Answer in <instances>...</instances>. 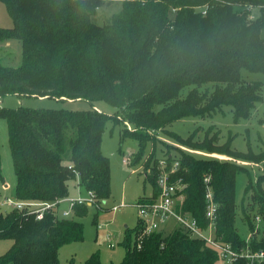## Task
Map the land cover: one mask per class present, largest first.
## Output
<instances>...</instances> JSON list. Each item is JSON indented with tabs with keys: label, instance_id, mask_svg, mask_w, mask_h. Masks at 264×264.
<instances>
[{
	"label": "trees",
	"instance_id": "obj_1",
	"mask_svg": "<svg viewBox=\"0 0 264 264\" xmlns=\"http://www.w3.org/2000/svg\"><path fill=\"white\" fill-rule=\"evenodd\" d=\"M0 1L12 20L11 27H0V41L16 39L21 46L18 66L0 61V98L15 94L90 104L84 110L0 105L15 176L14 199L58 201L68 196V182L74 180L93 193L95 203L108 198L110 166L101 136L106 123L118 124L121 114L134 127L120 129V142L136 141L129 164L143 168V179L152 187L150 199L157 192L160 159L167 169L177 161L170 173V181L181 186L176 210L205 228L207 183L217 203L215 237L237 252L264 253V148L258 153L236 151L230 140L219 144L217 133L209 136L208 127L200 139L193 133L176 136L184 146L207 155L179 150L178 156L169 151L157 157L153 147L145 152L153 143L145 130L205 117L224 106L235 120L246 118L256 103L264 102V84L242 78V70L264 74V0H123L102 25L91 18L106 0ZM245 6L257 8L258 15L251 18ZM99 100L114 112L98 110L94 102ZM245 162L259 165L262 172L255 182L248 178L238 204L250 234L246 239L234 224L235 177L246 172ZM86 213L87 205L72 206L69 217L52 210L39 219L25 209L0 213V241H11L0 264H59V248L83 240V225L75 218ZM256 216L260 225L255 230ZM119 244L124 249L119 264L221 261L215 249L179 225L145 235L138 220L132 228L124 227ZM83 264H101L99 252ZM229 264H264V258H238Z\"/></svg>",
	"mask_w": 264,
	"mask_h": 264
},
{
	"label": "rangeland",
	"instance_id": "obj_2",
	"mask_svg": "<svg viewBox=\"0 0 264 264\" xmlns=\"http://www.w3.org/2000/svg\"><path fill=\"white\" fill-rule=\"evenodd\" d=\"M122 1L110 0L107 2L106 0L104 5L96 9L91 18L92 22L97 25L107 23L110 16L120 10ZM243 8L249 11L251 18L258 15L257 8L248 6ZM243 8L236 7L235 9L241 10ZM11 26L12 20L4 4L0 1V27ZM20 60L21 46L18 40L0 41V61L3 65L16 67L20 64ZM242 78L246 81H259L264 84V74L261 73L242 70ZM0 105L7 108L27 106L68 110H84L90 107V104L85 100L61 101L46 97H28L15 94H8L0 98ZM94 105L98 110L108 115L115 110L111 105L101 100L95 101ZM116 119L118 121L116 125L110 121L106 123L101 136V151L109 159L110 196L96 203L97 206L87 205L86 215L75 218L83 225V240L61 246L58 251L59 264H71L70 261L72 264H83L84 260L94 251L99 252L101 264H119L124 253L123 247L119 244L124 227L132 228L138 221L135 203L139 198L149 196L152 193L151 184L143 179V168L140 164L132 166L129 164L130 162L124 163L122 161L125 156L129 157V161L132 159L137 150V145L136 141L131 138H125L120 142V129L126 127L132 130L134 125L123 120L121 114H117ZM208 127L211 128L209 136L214 133L218 134L219 144L230 140L231 148L236 151L247 152L250 150L253 153H258L264 148V102L256 103L246 118L235 120L230 107L224 106L222 111H216L205 117H185L161 130H145L153 141L146 146L145 152L150 151L153 147L157 157L169 151L178 156L179 150L194 155H207L184 146L182 142L176 139V136L185 138L193 133L194 139L197 137L200 139ZM119 146L121 152L118 151ZM212 156L220 159L226 158L218 154ZM245 163L247 165L246 172L241 171L235 177L236 215L234 221L238 234L244 239L248 238L250 234L247 226L240 219L238 204L248 178L255 182L258 175L262 173L259 165L251 162ZM0 167L3 176V179L0 178V213H5L10 209L5 200L13 195L15 176L8 147L6 123L2 118H0ZM76 185L75 180L68 182L69 196L75 197L78 194L85 196V191L81 187H78L77 190L80 189V191H77ZM262 186L264 188V184ZM113 205L117 206L116 210L111 209ZM58 208L60 211L68 210L69 204L62 202ZM256 222L255 230L260 225L259 220ZM109 235H112V247L109 246ZM10 244L11 241L9 240L0 241V254ZM220 264L229 263L220 261Z\"/></svg>",
	"mask_w": 264,
	"mask_h": 264
},
{
	"label": "built area",
	"instance_id": "obj_3",
	"mask_svg": "<svg viewBox=\"0 0 264 264\" xmlns=\"http://www.w3.org/2000/svg\"><path fill=\"white\" fill-rule=\"evenodd\" d=\"M122 161L124 163H129V157L125 156ZM176 164L177 161H174L170 169H167L165 161L160 159L159 172L156 176V195L150 199L152 197L151 193L147 196L148 200L135 203L138 220L142 226V233L148 235L155 231H163L170 222L172 225L171 229L173 226L179 225L183 227L191 237L201 239L207 245L215 249L222 262L231 263L238 258H244L248 261L262 260L264 258V253L262 251L250 252L249 249H244L237 252L230 247L229 243L215 237L214 230L217 219V203L214 201L212 190L207 183L205 191V217L208 222L205 228L199 227L197 221L193 217L176 210V206L180 205L182 201L179 181H170V173L175 169ZM204 181L207 182L208 178H205ZM62 202H67L69 204L68 210H59V204ZM5 203L10 206V209H25L27 212H32L37 219L41 218L43 212L46 210H52L54 214L62 217H68L71 215V207L74 205H98L94 202L93 193L89 190L85 191V196H81V194L75 197L66 196L54 202H25L16 200L12 197L6 199ZM116 208V205L111 207L112 210H116ZM255 220L258 221L257 216ZM171 229H168V232ZM108 241L109 246L112 247V235L108 236Z\"/></svg>",
	"mask_w": 264,
	"mask_h": 264
},
{
	"label": "crops",
	"instance_id": "obj_4",
	"mask_svg": "<svg viewBox=\"0 0 264 264\" xmlns=\"http://www.w3.org/2000/svg\"><path fill=\"white\" fill-rule=\"evenodd\" d=\"M75 182H77V181H75ZM68 187H69V186H68ZM78 187H79V186H78V184H77V185H76V190L78 189ZM68 191H69V188H68ZM77 191H80V189L77 190ZM68 196H69V194H68ZM11 198H12V197H11ZM171 226H172L171 224H168L167 228L163 229V231L166 230L165 232H168L167 230L170 229Z\"/></svg>",
	"mask_w": 264,
	"mask_h": 264
},
{
	"label": "bare ground",
	"instance_id": "obj_5",
	"mask_svg": "<svg viewBox=\"0 0 264 264\" xmlns=\"http://www.w3.org/2000/svg\"><path fill=\"white\" fill-rule=\"evenodd\" d=\"M220 157V156H219Z\"/></svg>",
	"mask_w": 264,
	"mask_h": 264
}]
</instances>
